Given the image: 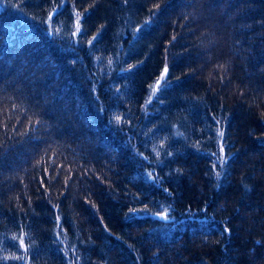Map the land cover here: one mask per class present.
Returning <instances> with one entry per match:
<instances>
[{
	"label": "trees",
	"instance_id": "16d2710c",
	"mask_svg": "<svg viewBox=\"0 0 264 264\" xmlns=\"http://www.w3.org/2000/svg\"><path fill=\"white\" fill-rule=\"evenodd\" d=\"M0 264H264V0H0Z\"/></svg>",
	"mask_w": 264,
	"mask_h": 264
},
{
	"label": "snow or ice",
	"instance_id": "6c2138e0",
	"mask_svg": "<svg viewBox=\"0 0 264 264\" xmlns=\"http://www.w3.org/2000/svg\"><path fill=\"white\" fill-rule=\"evenodd\" d=\"M53 11H55V9H54ZM51 18H52V17L50 16L49 19H51ZM146 23H147V22H146ZM56 31H59V29H56ZM80 31H81V28H80V16H79V14H77V17H76L75 32L73 33V35H76L77 33H80ZM138 31H139V29H138ZM93 39H95V37H94ZM89 43H91V41H89ZM109 62L111 63V61H109ZM131 67H132V66H130V68H131ZM165 72H167V69H165ZM163 79H164V77L161 76V80H163ZM159 84H160V81H157V86L154 87V88L152 89V95H155L156 91H157L158 88H159ZM116 121H117V123H119V122H120V117H116ZM218 135H219L220 137H223V132H222V131H218ZM220 150H221V152H223V146H221V149H220ZM212 155L215 156V155H217V154H216V153H213ZM216 163H217V162H214V163H213V167L216 166ZM218 163H219L220 167L223 168L224 163H225V159L222 158V157H218ZM149 175L151 176V173H150ZM215 175H216V177H217V180H219V178H220V172L217 171V172L215 173ZM153 179H155V177H153ZM162 218H163V219H168V216H167V213H166V212L163 214ZM224 231H229V229L225 228ZM13 240H18V242H19V247L24 249L25 255H22V256H13V257H3V259H9V258H12V259L24 260L26 254H27V251H28V246L25 245L24 236L21 235L20 237H13Z\"/></svg>",
	"mask_w": 264,
	"mask_h": 264
},
{
	"label": "rangeland",
	"instance_id": "374dc122",
	"mask_svg": "<svg viewBox=\"0 0 264 264\" xmlns=\"http://www.w3.org/2000/svg\"><path fill=\"white\" fill-rule=\"evenodd\" d=\"M162 76L164 77V79L161 80V77H160V79H159L160 84H159V88H158V90L156 91V93L159 91V89L162 87V85H163V83H164V81H165V74H163ZM156 86H157V83H156L155 87H156ZM156 93H155V95H156ZM155 95H152V94H151V98L153 99V97H154ZM221 146H222V137L219 136V147H220V149H221ZM221 156H222V152H221V150H220L219 157H221ZM218 164H219V163H218Z\"/></svg>",
	"mask_w": 264,
	"mask_h": 264
}]
</instances>
